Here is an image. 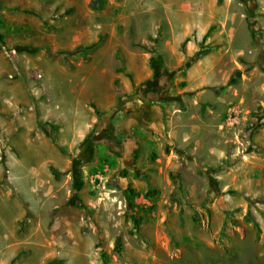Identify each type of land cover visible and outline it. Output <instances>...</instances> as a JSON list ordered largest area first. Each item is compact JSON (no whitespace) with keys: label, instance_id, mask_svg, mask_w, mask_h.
<instances>
[{"label":"rangeland","instance_id":"rangeland-1","mask_svg":"<svg viewBox=\"0 0 264 264\" xmlns=\"http://www.w3.org/2000/svg\"><path fill=\"white\" fill-rule=\"evenodd\" d=\"M92 1L0 0V264H264V0Z\"/></svg>","mask_w":264,"mask_h":264},{"label":"trees","instance_id":"trees-1","mask_svg":"<svg viewBox=\"0 0 264 264\" xmlns=\"http://www.w3.org/2000/svg\"><path fill=\"white\" fill-rule=\"evenodd\" d=\"M92 7L96 9H102L103 8V0H95L91 3ZM0 42H5V36L4 34L0 33ZM96 112L99 113V109L96 104L92 105ZM134 193V190L132 191ZM153 193H156V191H153L152 193L148 192L147 195H152ZM130 217L133 221V229L131 230L132 234H139L142 228V225L145 221L146 215L145 213H141L140 211L132 210L130 213Z\"/></svg>","mask_w":264,"mask_h":264}]
</instances>
